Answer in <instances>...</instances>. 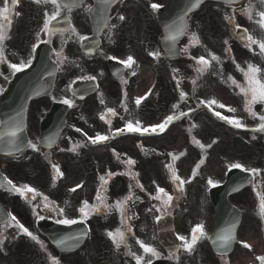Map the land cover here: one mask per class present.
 <instances>
[{
    "label": "snow or ice",
    "instance_id": "1",
    "mask_svg": "<svg viewBox=\"0 0 264 264\" xmlns=\"http://www.w3.org/2000/svg\"><path fill=\"white\" fill-rule=\"evenodd\" d=\"M33 2L37 5H51L52 11L45 10L43 12V21L42 26L35 33V39L36 42L32 44L31 50L34 53L36 49L39 47L41 43H47L50 44L52 42L51 37L60 34L63 36L65 33L71 32L73 35L78 36L80 40H86L88 37L86 36H80L79 33L76 32V29L72 26L71 23V12L74 8L81 6L83 0H33ZM116 0H98V4L101 6V18L103 21V27L107 28L108 20L110 17L106 15L108 8L114 3ZM259 5L261 7L258 9L257 5L252 2V0H249V3L240 9V12L242 15L246 16L249 21H253L259 29L264 32V0H258ZM203 3V0H189V3L187 4L185 11L183 15L179 18L180 24L177 27V25L174 23L166 25V29L168 32V35L165 37L166 40L171 41L172 44H174L178 37L181 35H184L187 29V23L185 18L188 16V14L199 7L200 4ZM223 3L226 6H233L237 3V0H223ZM19 0H11V7L9 6V0H2V6H0V64L8 63L7 57L5 55V47H6V41L11 39V27L13 24V16H19V12L15 11V8L18 6ZM151 7L154 11H158L162 5L153 3L151 4ZM88 12H93L94 9L92 6H88L86 9ZM236 9L232 8L231 14H226L224 19L227 21L228 25L230 26L232 32L235 34L236 38L239 39L245 48H247L250 52L255 53V48L259 49V55L261 58H264V38H257L255 35L251 34L247 28H241V26L236 22L235 17ZM67 13V15H65ZM120 21H124L125 17L123 15H120L118 17ZM59 24L66 25L65 27H57ZM116 25H111V28H115ZM46 34L49 38L47 40L41 39V34ZM190 45L194 46L197 44H200L199 37L192 33L189 37ZM225 45L228 44V41H224ZM255 46V48H254ZM170 54H174V48L169 47L168 49ZM184 52H187L188 49H183ZM228 53H231L232 49L231 47H228L226 49ZM57 57L59 58L57 60V66L59 67L64 60L67 59L61 52L56 53ZM150 56L158 58L160 56V53L158 51L150 52ZM208 57L205 58L204 55H201L199 57H191V59L195 60L197 67L195 68V71L197 73V79L200 75H203L206 71H208L212 67V62H216L217 64L220 63V57L217 56L215 53L208 52ZM110 59H117L115 56L109 57ZM120 64H123L127 68H132V66L135 64V60L132 56H128L127 59L119 60ZM32 58L30 57L27 61L21 60L19 63H8V68L11 69L12 74L15 75L18 72L23 71L24 69L31 66ZM233 63L235 62V58L233 57ZM237 70H239L244 77L243 83L237 81L234 77L229 75L227 77V81L231 83L236 89H239V94L243 97V110L248 114L249 117H251L253 120H258L259 123L252 129H250L253 132L256 133H264V110L261 112H257L255 110L256 105L264 106V69H262L259 65L254 64L252 62L247 63L246 69L241 67L239 64H236ZM174 72H176V69H173ZM133 75H135V72H133ZM88 80H94L95 77L88 76L86 77ZM197 79H193L192 84L195 85L197 83ZM179 81L177 82V88H179ZM2 91V89H0ZM187 98V93H185L183 90L179 92V100L185 101ZM143 98H137L136 104L137 106L140 105L141 100ZM63 104L72 107L73 101L69 99H64L61 101ZM104 101L101 100V103ZM201 104L206 105L209 109L213 105H216L218 108H225L226 106L223 103H219L215 98L207 100V101H200ZM179 104H174L173 109H178ZM125 110H127L125 108ZM227 111L231 113H235L236 109L233 107H227ZM107 112L111 115L115 116L116 112L114 109H107ZM220 119L225 120L227 123L233 125L236 128H243L246 129L248 126L242 122V120L238 117H228V116H222L219 111H215L213 113ZM187 113L180 112L179 115H176L175 113L171 115H167L162 122L157 124H152L148 127H144L139 120H136L133 122L132 120H128L123 128L117 129V132L123 133H140L141 135L145 133H163L168 126L176 119H179L181 116H185ZM101 119H105V116L102 114ZM9 128L6 132L3 134H0V141H4V137H8V140L6 142V147L8 149L9 154L13 150L20 151L21 146L23 144V141L20 137V133L24 131V128L21 123L12 120L9 121ZM194 126V125H193ZM76 131H80V129H76ZM255 138V137H254ZM88 139L93 143H99L102 141H106L109 139L106 135H101L97 133L95 138L88 137ZM46 144L48 147H51L52 143L54 142L51 137L46 139ZM196 143L199 145V147L204 148L205 146L201 144L199 141H196ZM27 147L33 149L34 151L39 150V146L37 143H33L32 141H27ZM79 147V145H75L72 148V151H76V149ZM208 147H211V145H208ZM117 155V159H119V154ZM172 155V154H170ZM183 155V153L181 154ZM172 159L176 160L178 159L177 156L172 155ZM204 161L201 160L199 163L196 164L195 168L193 169L192 176L193 178L197 174V170L200 168L201 164ZM129 166L134 165L136 162L129 158L128 160L124 161ZM166 167L169 169V172L171 173V180L172 183L176 186V190L180 193H183L184 191V185L186 183H189L190 180H184L182 179L178 174L176 168L172 165H166ZM227 168L229 171L233 169H239L241 172L249 174L251 179L247 181V183L251 184L253 187V190L256 193V196L258 198L259 204H258V214L260 216V219L264 221V191L261 190V184L264 183V175H262V170L257 167H248L240 162H232L228 163ZM53 171L58 176H63V173L61 172L58 165L53 164L52 165ZM126 175L132 176L133 179L138 176V173H132L131 171L124 173ZM115 175L114 173H107V176L111 177ZM261 177V180L258 181L256 178ZM101 180V187L104 189V191H107L106 185L108 184V180L105 178V176L100 177ZM155 183V182H153ZM207 183L212 188H215L218 186L219 182L215 181L211 178L207 180ZM7 186L8 190L14 191L18 193L20 196L26 198L31 202L32 200H35L37 197H41L43 200V207L45 209H52L57 213L59 218L56 220L57 224H63V225H74L77 223H84L86 220L90 217V215L94 213H99L101 209L107 213L108 211H111L115 209L120 214V227H117L114 231H108L107 237L111 241V243L114 245L116 250L121 249V247H124L127 252L126 254L131 256L136 264H153L154 259L161 258V253L157 250L156 247L151 245L150 243H145L143 240L136 239V243L139 245V248L143 250V254H137L136 252H133L131 250V246L128 243L129 234L133 232L131 224L128 223L132 217H129L127 215V205L129 201H133L134 193L132 192V185H129V192L128 194L123 197L122 199H119L115 202L114 205H109L106 202V197H103L100 194V191L97 192L96 200L99 202L96 205H91L87 200L82 202L81 207L78 209L80 217L79 219H73L68 218L65 215V208L55 206L53 207L52 204L49 203V198L46 195H43V193L39 192L34 187L29 186L28 184H24L22 186H17L15 183H13L12 180H10L7 176L0 177V187ZM82 185H77L76 187H81ZM135 187L139 188L141 191H143V185L139 183V181H136ZM76 189H72V191H75ZM238 190V189H237ZM31 193V197L29 198L28 194ZM153 200L159 201L160 206L155 207V211L160 213V215L155 216V220L157 222L161 221L165 215H168V209L171 207L175 197L171 194H169L163 187H160L159 185L156 186V194L151 197ZM136 199H139V197H136ZM39 206V205H38ZM153 209H148L149 212H151ZM33 212L35 213V208H33ZM39 216V214L37 213ZM39 219H44L43 216H39ZM4 229H7L8 227H15L19 230L20 233L23 235L29 237L32 241H34L37 245L40 246L41 249L46 250V246L40 238L34 234L32 231L29 230L28 227H26L23 223H21L15 215L12 213H7V218L4 220ZM236 228H237V221H233L228 227L223 228L220 230L219 233L215 235L213 238V243L216 245L217 249L220 251L221 255L224 256L227 254L228 249L232 246V244L236 241ZM88 235L87 232L81 233L78 235H72V236H65L55 241L57 246L61 248H73L75 247L76 243H79L82 239H84ZM7 237L4 235V230H0V250H2L4 241ZM208 234L205 231V227L202 223L196 224L191 229V236L187 237L184 235L177 234L176 239L180 241L181 243L178 246H175L173 250L169 252L168 259H176L177 262H179V256L178 252L180 249H183L186 253H192L195 250L196 245L199 243L201 239H208ZM75 242V243H72ZM243 247L250 248L251 246L247 243H243ZM147 257V258H146ZM48 259L51 261V264H60V260L54 256H52L50 253L48 254ZM256 259L260 262V264H264V255H259L256 257ZM227 264V262H225Z\"/></svg>",
    "mask_w": 264,
    "mask_h": 264
},
{
    "label": "rangeland",
    "instance_id": "2",
    "mask_svg": "<svg viewBox=\"0 0 264 264\" xmlns=\"http://www.w3.org/2000/svg\"><path fill=\"white\" fill-rule=\"evenodd\" d=\"M202 11L203 12H206V6H205V8ZM201 49H204L206 51V46L205 47H202ZM214 87H216V86H214ZM212 90H213L212 92L215 91L214 88H212ZM208 118L209 117H208V115L206 113V124L211 125V126L206 127V129H209L210 127H212L216 131V133H218V131H219L218 127H216V126L213 127V124L210 123V121L208 120ZM201 128H203V126H199L198 127L199 130H201ZM216 133H213L211 131V132H209V135L204 134L202 136V138L204 139V141L206 140V142H207L204 146L206 147V145L207 146L208 145H211V147L209 149L210 152H206V153L205 152H199L200 149H201V147H199V145L197 143H195V145L193 146V148H190L191 151L187 153L186 158L182 160L183 163H186L187 165H191V169L193 170L195 168L196 164L199 163L201 161V158L204 156V158L206 159L205 166H204V168H202L201 166L199 168V172H200V174H199L200 175V178L199 179H200L201 183H204V184L206 183V176L208 174L210 175L209 178H211V179L219 182V177H220V172H219V167H220L219 144H218V140H216V139H214V138L211 137V136H214V134H216ZM205 136H209V137H205ZM199 142L201 144L204 143L202 141H199ZM203 149H205V148H203ZM180 162H181V159H180ZM214 170H217V171L215 172ZM194 179H195L194 182H198L199 181L197 178H194ZM207 185H208V183H207ZM201 187H202V184H201ZM195 189H196V187H195ZM204 190H205V188H204ZM194 192H195V190H194ZM193 198L194 199L195 198L202 199L203 198V188H201L199 190V195L198 196H194L193 195ZM257 237H258V240H259L258 230H257ZM258 248H259V254L260 255H263L264 254L263 253L264 250L262 249L261 243H259Z\"/></svg>",
    "mask_w": 264,
    "mask_h": 264
},
{
    "label": "flooded vegetation",
    "instance_id": "3",
    "mask_svg": "<svg viewBox=\"0 0 264 264\" xmlns=\"http://www.w3.org/2000/svg\"><path fill=\"white\" fill-rule=\"evenodd\" d=\"M95 64L97 65V63H95ZM257 64H258L259 66H261L262 68H264L263 64H262L260 61H258ZM119 90H120V89H119ZM108 91H109V97H110L112 100H115V101H120V100H121V99H119L120 92L117 91V90H115V89L113 88V86H110V87L108 88ZM120 91H121V90H120ZM139 115H142V113L139 112ZM126 120H130V119H126ZM143 120H144V121H147V122H150V121L155 120V118H144ZM133 122H135V121H133Z\"/></svg>",
    "mask_w": 264,
    "mask_h": 264
}]
</instances>
